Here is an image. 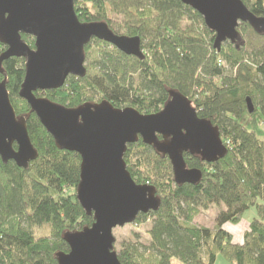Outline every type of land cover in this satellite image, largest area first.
Returning a JSON list of instances; mask_svg holds the SVG:
<instances>
[{
  "label": "trees",
  "instance_id": "obj_1",
  "mask_svg": "<svg viewBox=\"0 0 264 264\" xmlns=\"http://www.w3.org/2000/svg\"><path fill=\"white\" fill-rule=\"evenodd\" d=\"M241 1L255 16L264 17V0ZM74 9L81 23L106 22L116 35L139 37L144 59L92 39L85 47V77L70 76L62 88L37 96L67 108L106 100L117 109L152 115L163 109L174 90L191 102L199 118L218 129L227 149L215 163L185 154L187 168L201 171L202 179L197 185L178 186L168 159L141 140L127 146V171L136 184L156 189L161 206L135 221L151 219L150 243L141 248L123 245L115 251L119 262L215 264L221 256L228 264H264V140L240 122L258 112L264 119V35L241 23L240 42H225L217 52L215 35L180 0H74ZM113 12L122 16L121 23L107 18ZM21 38L33 48L31 37ZM96 46L99 50L92 51ZM5 50L0 43V55ZM1 67L16 115L27 117L38 158L28 169L0 159V264H57L56 253L68 252L63 232L92 224L75 198L80 158L58 150L19 98L23 59L10 58ZM247 99L254 107L251 114ZM211 206L218 209L214 228L195 225L199 212ZM251 207L256 218L242 242L235 243L225 225L239 222ZM46 226L50 235L35 237L33 230Z\"/></svg>",
  "mask_w": 264,
  "mask_h": 264
},
{
  "label": "water",
  "instance_id": "obj_2",
  "mask_svg": "<svg viewBox=\"0 0 264 264\" xmlns=\"http://www.w3.org/2000/svg\"><path fill=\"white\" fill-rule=\"evenodd\" d=\"M180 1L202 17L215 35L217 52L225 42H240L241 23L264 35V18L252 14L241 0ZM22 35L34 40L33 48ZM92 39L110 44L126 56L144 59L138 37L116 35L106 22L81 23L74 0H0V43L6 47L0 55L4 77L0 81L1 161L28 169L38 158L28 135L27 117L17 116L10 101L1 67L10 58L24 61L19 98L58 150L80 158L75 198L92 224L63 232L68 252L56 253L57 264H121L114 250L113 230L135 223L140 214L159 210L156 189L136 184L126 169L123 157L128 145L141 140L167 157L178 186L197 185L202 179L201 171L187 168L184 153L205 163H215L227 154L218 129L199 118L191 102L174 90L169 91L163 109L152 115L133 108L117 109L106 100L67 108L37 96L62 88L70 76L85 77V47ZM246 106L248 113L254 112L249 99Z\"/></svg>",
  "mask_w": 264,
  "mask_h": 264
},
{
  "label": "rangeland",
  "instance_id": "obj_3",
  "mask_svg": "<svg viewBox=\"0 0 264 264\" xmlns=\"http://www.w3.org/2000/svg\"><path fill=\"white\" fill-rule=\"evenodd\" d=\"M121 17H122L121 15L114 14L113 12L107 18H109L112 22L119 24V21L120 23L122 21L120 20ZM93 50L98 51L99 47L96 46L94 49H92V51ZM92 51L90 52L91 54H93ZM85 66L87 67V63H85ZM95 103H97V101H95ZM240 122L249 131H253L258 139L264 140V119L259 112L256 113L255 115H245ZM71 191L72 190H69L68 192L72 193ZM217 212L218 209L214 206H211L208 210L205 211L201 210L199 214L195 217L193 223L199 227L213 229L215 226V216ZM254 218H256V210L254 207H251L249 210L245 212V214L242 216L239 222L235 224L230 223L225 225V229L231 233L233 242L235 243L242 242L243 235ZM150 228H151V219H148L147 221L140 224L133 223L131 225H126L123 228H119V227L115 228L113 230V237L115 238V243H114L115 251L118 253L119 250H121L123 248V245L125 244H134L138 248H141L142 246H147L150 243V237H149ZM33 232L35 237H44L50 235V228L47 226L35 228ZM173 264H180V263L174 261ZM215 264H228V263L224 261L221 256H218Z\"/></svg>",
  "mask_w": 264,
  "mask_h": 264
},
{
  "label": "flooded vegetation",
  "instance_id": "obj_4",
  "mask_svg": "<svg viewBox=\"0 0 264 264\" xmlns=\"http://www.w3.org/2000/svg\"><path fill=\"white\" fill-rule=\"evenodd\" d=\"M247 8V7H246ZM248 9V8H247ZM249 10V9H248ZM252 13V12H251ZM253 14V13H252ZM257 17V16H256ZM264 18V17H263ZM139 38V37H138ZM140 39V38H139ZM102 42V41H101ZM90 43V42H89ZM142 45H141V40H140V51H141V53L144 55V53H143V50H142V47H141ZM131 57H134V56H131ZM134 58H137V57H134ZM138 59V58H137ZM85 63H86V61H85ZM192 106V105H191ZM159 139H161V137H159ZM151 147V146H150ZM153 148V147H152ZM188 155V153H184L183 154V156L184 155ZM159 155V154H158ZM161 156V155H160ZM161 157H163V156H161ZM164 158H166V159H168L167 157H164Z\"/></svg>",
  "mask_w": 264,
  "mask_h": 264
}]
</instances>
